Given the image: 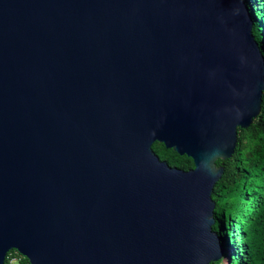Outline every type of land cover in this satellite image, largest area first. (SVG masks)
Segmentation results:
<instances>
[{"label": "water", "instance_id": "water-1", "mask_svg": "<svg viewBox=\"0 0 264 264\" xmlns=\"http://www.w3.org/2000/svg\"><path fill=\"white\" fill-rule=\"evenodd\" d=\"M252 25L243 0H0V264L224 259L212 193L261 110Z\"/></svg>", "mask_w": 264, "mask_h": 264}, {"label": "trees", "instance_id": "trees-1", "mask_svg": "<svg viewBox=\"0 0 264 264\" xmlns=\"http://www.w3.org/2000/svg\"><path fill=\"white\" fill-rule=\"evenodd\" d=\"M253 21L252 36L264 58V0H243ZM232 158L217 161L222 178L215 184L212 231L225 249L224 259L210 264H264V91L261 110L248 129H237ZM153 152L172 168L187 171L191 159L154 143ZM8 264V259H5ZM23 264H28L24 258Z\"/></svg>", "mask_w": 264, "mask_h": 264}, {"label": "built area", "instance_id": "built-area-1", "mask_svg": "<svg viewBox=\"0 0 264 264\" xmlns=\"http://www.w3.org/2000/svg\"><path fill=\"white\" fill-rule=\"evenodd\" d=\"M5 259H8V264H23L24 257L17 251H10Z\"/></svg>", "mask_w": 264, "mask_h": 264}, {"label": "rangeland", "instance_id": "rangeland-1", "mask_svg": "<svg viewBox=\"0 0 264 264\" xmlns=\"http://www.w3.org/2000/svg\"><path fill=\"white\" fill-rule=\"evenodd\" d=\"M226 259H223V263H225Z\"/></svg>", "mask_w": 264, "mask_h": 264}, {"label": "clouds", "instance_id": "clouds-1", "mask_svg": "<svg viewBox=\"0 0 264 264\" xmlns=\"http://www.w3.org/2000/svg\"><path fill=\"white\" fill-rule=\"evenodd\" d=\"M252 21V20H251ZM253 22V21H252ZM253 26V25H252ZM254 38V37H253ZM255 41V40H254ZM14 251V250H13Z\"/></svg>", "mask_w": 264, "mask_h": 264}, {"label": "flooded vegetation", "instance_id": "flooded-vegetation-1", "mask_svg": "<svg viewBox=\"0 0 264 264\" xmlns=\"http://www.w3.org/2000/svg\"><path fill=\"white\" fill-rule=\"evenodd\" d=\"M192 168H193V167H192ZM192 168H191V169H192Z\"/></svg>", "mask_w": 264, "mask_h": 264}]
</instances>
